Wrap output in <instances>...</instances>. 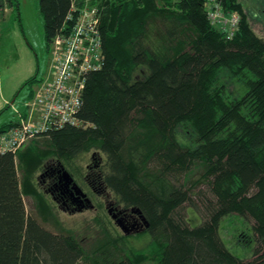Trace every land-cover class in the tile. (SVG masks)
Here are the masks:
<instances>
[{
	"label": "trees",
	"instance_id": "16d2710c",
	"mask_svg": "<svg viewBox=\"0 0 264 264\" xmlns=\"http://www.w3.org/2000/svg\"><path fill=\"white\" fill-rule=\"evenodd\" d=\"M220 3L240 13L233 36L212 23L208 0H40L47 44L96 4L104 60L85 76L76 124L53 126L25 149L0 147V264H264V37L242 0ZM36 78L25 81L28 96ZM16 125L6 121L0 133ZM43 143L55 169L97 152L84 179L149 222V252L107 236L87 250L28 211L17 160L29 147L42 155ZM195 167L200 177L188 180ZM201 181L205 218L189 221L180 209L195 205ZM234 215L251 227L241 239L250 256L220 233Z\"/></svg>",
	"mask_w": 264,
	"mask_h": 264
},
{
	"label": "rangeland",
	"instance_id": "374dc122",
	"mask_svg": "<svg viewBox=\"0 0 264 264\" xmlns=\"http://www.w3.org/2000/svg\"><path fill=\"white\" fill-rule=\"evenodd\" d=\"M89 1L87 0V3ZM18 2L17 10L15 6L10 5L9 0H0V111L3 110L0 113V127L9 120H15L19 124L21 117L28 115V107H30L28 110L30 114L32 107L30 97L37 96V93L41 91L40 88L44 87L43 83L51 79L54 73V40L50 44L46 43L40 0H18ZM242 2L249 14L251 25L259 35L264 37V0H242ZM31 76L37 77V81L32 86L31 96H28L31 90L25 81ZM5 131L7 130L1 133ZM179 135L187 138L182 130L179 131ZM36 139L38 138L29 140L20 149L31 145L32 141L36 142ZM40 147L46 151L42 155L30 156L29 147L27 150L29 157L26 160L24 158L17 160L23 184L24 201L29 212L37 215L47 228L74 234L87 250L95 241L107 236L108 240L121 237L124 241L123 246L126 247L125 251L129 247V249H143L149 252L147 249L150 239L148 227L141 232L123 231L107 212L102 195L93 194L94 208L71 211L60 207L59 202L39 185L42 168L54 159L49 148H46L49 147L46 143L41 144ZM93 154L97 155V152L91 150L78 155L74 161L77 167L69 170L71 173L74 171L80 186L87 185L84 175L87 173V166L91 163ZM200 175L201 169L195 167L188 180H197ZM192 188V199L195 205L193 203L188 205L190 202H185L180 211L182 210L189 221L200 222L205 218L206 211L202 194L209 190L207 184L203 182L193 185ZM110 198L114 200L112 193ZM248 222L253 223L251 220ZM248 228L251 230L247 221L235 215L225 218L221 225L220 233L227 245L241 256L252 254L251 243L247 245L241 240L243 230ZM123 235H127L126 240ZM77 264H90V261L81 258Z\"/></svg>",
	"mask_w": 264,
	"mask_h": 264
},
{
	"label": "built area",
	"instance_id": "2783aa9c",
	"mask_svg": "<svg viewBox=\"0 0 264 264\" xmlns=\"http://www.w3.org/2000/svg\"><path fill=\"white\" fill-rule=\"evenodd\" d=\"M207 10L212 23L228 36L239 29L240 13L227 11L220 0H208ZM96 12V4L82 8L73 27L64 36L56 37L53 76L32 99L30 114L27 111L28 115L21 117L18 125L0 134V147L4 151L18 150L53 126L78 122L75 114L82 105L85 76L104 60Z\"/></svg>",
	"mask_w": 264,
	"mask_h": 264
},
{
	"label": "flooded vegetation",
	"instance_id": "af4514ba",
	"mask_svg": "<svg viewBox=\"0 0 264 264\" xmlns=\"http://www.w3.org/2000/svg\"><path fill=\"white\" fill-rule=\"evenodd\" d=\"M93 157L94 155L92 156V159ZM53 163H55L54 159L46 163L42 168L43 171L39 176V185L42 189L52 195V198L59 202L60 207L71 211L73 209L81 211L94 208L93 194L102 195L107 212L113 216L115 219H113L114 222L117 223L123 231H129L127 233L141 232L149 227V222L147 223V221H144L139 212L132 208H125L120 204L116 205L115 201L110 198V193L108 191L102 192L96 187L91 186L89 180L86 182L87 185H79L84 195L82 192L78 193L77 190L74 189L73 184L70 183L64 175V172L68 169H66L64 165L58 169L49 167ZM87 168L88 172L94 170L95 166L89 163ZM70 174L74 178V181L77 182L75 174L73 172H70ZM86 179L87 178L85 177V180ZM114 214H116L115 217Z\"/></svg>",
	"mask_w": 264,
	"mask_h": 264
},
{
	"label": "water",
	"instance_id": "95a60500",
	"mask_svg": "<svg viewBox=\"0 0 264 264\" xmlns=\"http://www.w3.org/2000/svg\"><path fill=\"white\" fill-rule=\"evenodd\" d=\"M64 175H65V177L69 180V182L73 184L74 189H76L78 193H81V192H82V194L84 195V193H83L81 187L78 185L77 182L74 181V178L72 177V175L70 174V172H69L68 170H66V171L64 172ZM115 216H116V214H114V217H115ZM119 222H120V221H119ZM147 223H148V221H147ZM126 232H129V231H126Z\"/></svg>",
	"mask_w": 264,
	"mask_h": 264
}]
</instances>
